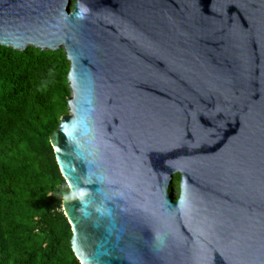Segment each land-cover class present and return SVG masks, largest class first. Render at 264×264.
Listing matches in <instances>:
<instances>
[{
  "label": "water",
  "instance_id": "water-1",
  "mask_svg": "<svg viewBox=\"0 0 264 264\" xmlns=\"http://www.w3.org/2000/svg\"><path fill=\"white\" fill-rule=\"evenodd\" d=\"M0 45L69 62L80 264H264V0H0Z\"/></svg>",
  "mask_w": 264,
  "mask_h": 264
},
{
  "label": "trees",
  "instance_id": "trees-1",
  "mask_svg": "<svg viewBox=\"0 0 264 264\" xmlns=\"http://www.w3.org/2000/svg\"><path fill=\"white\" fill-rule=\"evenodd\" d=\"M68 69L62 49L0 45V264H80L49 141L67 113Z\"/></svg>",
  "mask_w": 264,
  "mask_h": 264
},
{
  "label": "rangeland",
  "instance_id": "rangeland-1",
  "mask_svg": "<svg viewBox=\"0 0 264 264\" xmlns=\"http://www.w3.org/2000/svg\"><path fill=\"white\" fill-rule=\"evenodd\" d=\"M71 7H72V5H70V9H71ZM178 178H179L178 175H174L172 183H171L170 194H171L172 198H176L177 194H178V187H177Z\"/></svg>",
  "mask_w": 264,
  "mask_h": 264
}]
</instances>
